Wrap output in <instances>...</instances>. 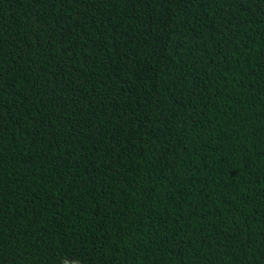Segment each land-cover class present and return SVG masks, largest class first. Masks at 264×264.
<instances>
[{
  "label": "trees",
  "instance_id": "16d2710c",
  "mask_svg": "<svg viewBox=\"0 0 264 264\" xmlns=\"http://www.w3.org/2000/svg\"><path fill=\"white\" fill-rule=\"evenodd\" d=\"M0 264H264V0H0Z\"/></svg>",
  "mask_w": 264,
  "mask_h": 264
},
{
  "label": "clouds",
  "instance_id": "9594fccd",
  "mask_svg": "<svg viewBox=\"0 0 264 264\" xmlns=\"http://www.w3.org/2000/svg\"><path fill=\"white\" fill-rule=\"evenodd\" d=\"M68 259H70V260H71V259H73V258H72V257H69Z\"/></svg>",
  "mask_w": 264,
  "mask_h": 264
}]
</instances>
